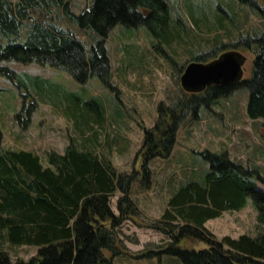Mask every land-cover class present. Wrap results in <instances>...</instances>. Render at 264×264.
<instances>
[{
  "label": "trees",
  "instance_id": "trees-1",
  "mask_svg": "<svg viewBox=\"0 0 264 264\" xmlns=\"http://www.w3.org/2000/svg\"><path fill=\"white\" fill-rule=\"evenodd\" d=\"M71 1L0 0L1 77L16 81L7 63L38 65L63 72L81 85L95 77L110 87L106 40L116 26L145 28L158 44L180 37V31L171 28L169 0H84L79 14L72 11ZM239 2L264 16V0L262 7L255 0ZM154 48L164 53L158 45ZM229 49L253 54L250 76L198 93L182 90L173 104H158L156 121L143 130L137 152L145 186L150 180L149 161L169 157L183 121L198 119L202 108L210 109L215 101L227 99L237 90L248 91L246 115L250 120H262L264 129V33L241 36L234 43L195 54L191 61L207 63ZM171 63L182 74L183 68ZM18 86L29 96L25 85ZM21 97L14 118L24 129L35 103L28 105L23 93ZM261 138L264 140V131ZM198 155L209 166L203 182L180 187L168 200L160 221L151 227L171 235L172 243L160 253L175 256L182 264H264V233L237 239L226 236L218 241L204 227L224 212L243 209L247 198L257 212V222L264 224V192L257 187H264V177L227 154L204 150ZM46 163L44 166L33 152L4 149L0 130V231L10 245L38 248L27 262H12L0 251V264H112V258L120 254L116 230L137 214L130 196L136 172L119 173L108 158L85 144L78 148L71 143L62 154L50 152ZM115 193H119L117 214L110 206ZM173 222L182 223L176 233ZM187 239L204 242L207 248L180 247Z\"/></svg>",
  "mask_w": 264,
  "mask_h": 264
},
{
  "label": "rangeland",
  "instance_id": "rangeland-1",
  "mask_svg": "<svg viewBox=\"0 0 264 264\" xmlns=\"http://www.w3.org/2000/svg\"><path fill=\"white\" fill-rule=\"evenodd\" d=\"M169 2L171 28L180 31V37L172 38L169 44H158L145 28L116 26L108 34L110 87L95 77L81 85L63 72L38 65L7 63L17 76L16 81L0 76V130L4 149L33 152L46 165L48 153L62 154L71 143L78 148L85 144L108 158L119 173L136 172L130 196L137 214L117 228L116 247L120 254L112 258V264H182L177 257L160 253L172 243L171 235L151 227L160 221L168 200L180 187L191 181L203 182L209 166L198 152L208 150L227 154L230 160L255 168L264 176V156L261 155L264 129L260 121L252 122L247 118L248 91L240 89L227 99L215 101L210 109L202 108L198 119L187 117L177 132L169 157L149 161V184L142 183V164L137 152L143 130L153 127L158 104L171 105L182 96L181 74L175 72L171 61L184 70L195 54L208 52L220 44L234 43L241 36L254 37L264 33V16L239 0L247 9V16L240 15L241 24L232 30V39L200 28L199 20L194 16L204 13L225 18L232 9L226 2ZM255 2L262 7V0ZM71 7L79 14L85 7L84 0H72ZM155 45L164 53H158ZM233 51L245 57L242 78H248L253 54L243 49ZM19 84L26 86L29 96ZM21 93L26 96L28 105L35 103L24 129L14 118L22 104ZM118 197L119 193H115L110 200L115 214ZM172 225L176 233L182 223L173 222ZM204 227L218 241L226 236L237 239L241 235L264 233V224L257 222V212L249 198L243 209L224 212L219 218L207 221ZM3 237L4 231H0V251L7 253L12 262H27L36 256L37 247L13 246ZM179 246L195 251L207 248L204 242L193 239L182 240ZM106 254L110 258V254Z\"/></svg>",
  "mask_w": 264,
  "mask_h": 264
},
{
  "label": "water",
  "instance_id": "water-1",
  "mask_svg": "<svg viewBox=\"0 0 264 264\" xmlns=\"http://www.w3.org/2000/svg\"><path fill=\"white\" fill-rule=\"evenodd\" d=\"M245 57L228 51L207 62H190L179 77L180 87L187 93H198L210 86H224L240 82Z\"/></svg>",
  "mask_w": 264,
  "mask_h": 264
},
{
  "label": "crops",
  "instance_id": "crops-1",
  "mask_svg": "<svg viewBox=\"0 0 264 264\" xmlns=\"http://www.w3.org/2000/svg\"><path fill=\"white\" fill-rule=\"evenodd\" d=\"M222 1H224V3L226 2V4L228 6H230V5L232 6V9H230L229 13L225 15V18L218 17V16L217 17L216 16L210 17L204 13H202L200 16L197 17V13L193 10L196 13V15H194V16L196 19L199 20V22L197 21V23H198V25H200V28L202 27V29L204 28V29H207L209 31H215L216 35H218V33H222L223 35L225 34L226 37H230L232 39V37H234L232 35L234 33L232 30L239 28V26L241 24L239 17L241 14H244V16L246 17L247 16V9L244 8L243 5H241L238 2V0H222ZM195 9H197V7H195ZM237 21H240V23L238 24ZM234 41H235V39L230 40L229 42H234ZM219 43H220V41H219ZM245 114H246V108H245ZM250 121H252V122H259L260 121L263 124L262 120H250ZM261 155H262V157L264 156V150L261 151ZM46 165H47V163H46ZM46 165H44V166H46ZM257 187L260 190L261 189L264 190L263 187H261V185H259V184Z\"/></svg>",
  "mask_w": 264,
  "mask_h": 264
}]
</instances>
